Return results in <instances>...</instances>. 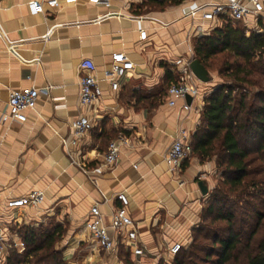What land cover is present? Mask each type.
<instances>
[{"label": "crops", "instance_id": "0c3cea01", "mask_svg": "<svg viewBox=\"0 0 264 264\" xmlns=\"http://www.w3.org/2000/svg\"><path fill=\"white\" fill-rule=\"evenodd\" d=\"M30 1H42L43 12L30 15ZM46 1L0 0V112L6 109L11 92L39 91L26 122L0 130L2 223L17 234L36 216L55 212L56 224L67 228L65 260L124 264L121 258L128 252L122 247L117 255L97 250L83 229L94 205L109 227L111 214L119 207L117 195L124 193L143 250L138 257L128 253L129 260L132 264L167 262L173 258L169 249L174 244L186 247L191 242L218 174L214 161L201 163L192 154L179 173L164 162L169 145L181 131L191 140L203 108L197 100L190 111L182 110L181 102L174 108L167 106L166 68L178 81L194 60L193 41L219 25L205 23L201 15L190 17L189 12L223 0H185L162 10L155 3L163 0H110L109 8L88 0H58V7L47 6ZM254 25L250 19L249 28L245 27L258 32ZM140 31H146L145 40L140 39ZM115 53L126 54L133 70L117 91L101 82L100 99L93 106H81V61L91 60L101 78ZM208 83L196 81L203 98L211 93ZM80 117H87L93 127L77 146L66 149L62 140L72 138L71 124ZM118 136L127 139L119 162L109 169L83 173L82 167L92 170L102 162L109 141ZM200 181L206 183V196L199 190ZM35 190L44 194L41 205L16 213L5 211L7 200Z\"/></svg>", "mask_w": 264, "mask_h": 264}, {"label": "trees", "instance_id": "16d2710c", "mask_svg": "<svg viewBox=\"0 0 264 264\" xmlns=\"http://www.w3.org/2000/svg\"><path fill=\"white\" fill-rule=\"evenodd\" d=\"M184 1L155 4L162 10ZM219 20L218 26L196 41L193 52L208 72L209 62L225 55L218 75L227 81L204 98L191 147L201 163L214 161L221 180L208 197L191 243L181 248L172 264H234L243 252V264H264V235L260 236L264 222V21L258 22L261 31L255 32L247 31L242 22ZM174 82V73L167 67L166 86ZM66 231L60 224L44 231L19 227L17 234L25 249L21 254L12 252L5 263L65 264L55 245ZM123 255L124 264H132L128 253Z\"/></svg>", "mask_w": 264, "mask_h": 264}, {"label": "built area", "instance_id": "2783aa9c", "mask_svg": "<svg viewBox=\"0 0 264 264\" xmlns=\"http://www.w3.org/2000/svg\"><path fill=\"white\" fill-rule=\"evenodd\" d=\"M72 2L76 0H63ZM92 5L110 7V0H88ZM45 4L49 7H58V0H48ZM30 15L35 16L43 12L42 1H30L27 4ZM201 15L205 23L217 22L220 24V17H226L232 22H242L247 28L248 20L255 21L253 30L259 31L258 22L264 21L263 0H223L220 4H210L197 7L189 12L190 17ZM139 37L145 40L146 31H140ZM134 65L129 57L124 53H115L111 56V63L107 70L102 73L101 78L97 76L96 67L91 60H83L79 65V101L83 107L93 106L102 96L101 82L109 85L112 91H117L120 87V81L124 80L133 70ZM196 78L192 74L189 64L186 65L184 73L179 80L172 83L166 91V104L174 108L179 102L182 103V110L190 111L192 103L197 100V106L203 104L204 98L201 97L196 85ZM39 91L34 88H24L19 91H13L9 94L6 109L0 112V130L7 124L26 122V113L36 107ZM186 97L191 98V104H187ZM196 106V107H197ZM92 123L87 117H80L71 124L72 138L63 139L62 146L66 149L75 147L80 140L90 132ZM127 143L124 136H118L109 142L106 151L103 154L102 162L92 170L82 167L83 173L90 171L95 173L102 169H109L115 166L120 159L121 148ZM191 140L187 138L184 131H181L169 145L165 155L164 162L172 171L179 173L183 163L191 156ZM72 163L79 166L72 160ZM119 207L115 208L110 217V225L106 227L103 224L102 215L98 206L91 207L83 223V229L89 234L91 244L99 251L117 255L120 247L125 252L135 257L142 256L143 250L138 243L137 228L130 218L127 208L129 201L124 193L117 195ZM44 201L42 191H32L25 197L9 199L5 203V211L16 213L25 207H37ZM13 222V221H12ZM110 231V232H109ZM180 244H174L169 249V254L174 257L181 250ZM25 245L21 238L15 232L12 233L4 227L2 223V214L0 213V264L5 263L12 252L21 254Z\"/></svg>", "mask_w": 264, "mask_h": 264}, {"label": "rangeland", "instance_id": "374dc122", "mask_svg": "<svg viewBox=\"0 0 264 264\" xmlns=\"http://www.w3.org/2000/svg\"><path fill=\"white\" fill-rule=\"evenodd\" d=\"M264 1V0H263ZM237 25L239 26H243L242 23H238ZM261 31V29H260ZM259 32V31H258ZM197 41V40H196ZM195 40L193 41L192 43V47L195 45ZM224 59L225 58V55H218L216 56L212 61H210V68L208 69L209 70V74H210V77H211V81L206 84V87H209L208 89L212 92L217 86L225 83L227 80L222 77V76H219L218 75V71L224 69V66H223V63H224ZM231 61V60H230ZM167 88V86H166ZM206 97V96H205ZM204 97V98H205ZM114 138H112L113 140ZM110 142V141H109ZM216 167V165H215ZM217 170V168H216ZM217 176L214 177L213 181H214V188L218 186V184L220 183V180H221V175H220V172L217 171ZM262 180H264V174L263 176L261 177ZM213 188V190H214ZM212 190V191H213ZM230 199H234V198H231ZM243 202V201H242ZM241 208H244L245 206H243L242 204L240 205ZM259 207V206H258ZM260 208V207H259ZM55 213V212H54ZM53 213V214H54ZM53 214H41L39 216H36L34 220L32 221H29L27 222V224H23L21 227H30V228H33L35 230H40V231H44V230H49L51 227H53L57 221L55 219V216ZM51 215V216H50ZM53 215V216H52ZM219 225V224H218ZM220 227H222L223 225H219ZM193 235V232H191V236ZM224 235V233H223ZM261 235H264V222H263V225H262V228L260 229V236ZM64 237L55 245V249L61 254V257L63 258L65 264H73V260H65V258L63 257V241H64ZM191 241H192V237H191ZM191 243V242H190ZM239 251H241L239 249ZM241 253V252H240ZM245 254L246 253H242L240 256H239V261L237 263H234V264H243V260L245 259ZM121 260L123 261V259L121 258ZM172 261L173 259H170L169 261L167 262H163V264H172ZM2 264H6V263H2Z\"/></svg>", "mask_w": 264, "mask_h": 264}, {"label": "water", "instance_id": "95a60500", "mask_svg": "<svg viewBox=\"0 0 264 264\" xmlns=\"http://www.w3.org/2000/svg\"><path fill=\"white\" fill-rule=\"evenodd\" d=\"M189 68L192 74L202 83H208L211 80L209 72L205 69L203 65H201L197 60H192L189 64ZM187 104L191 103V98L186 97ZM199 190L203 196H206L208 193V189L206 183L204 181H200L198 183Z\"/></svg>", "mask_w": 264, "mask_h": 264}]
</instances>
